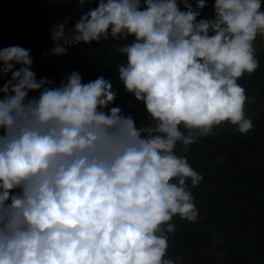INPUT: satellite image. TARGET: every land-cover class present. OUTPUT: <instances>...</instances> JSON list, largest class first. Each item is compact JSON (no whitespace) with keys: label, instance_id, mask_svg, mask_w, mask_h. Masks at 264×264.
<instances>
[{"label":"clouds","instance_id":"1","mask_svg":"<svg viewBox=\"0 0 264 264\" xmlns=\"http://www.w3.org/2000/svg\"><path fill=\"white\" fill-rule=\"evenodd\" d=\"M80 3L96 7L67 34L53 26L52 54L117 42L119 81L149 123L112 106L110 79L38 78L31 49L0 48V264H176L171 221L197 220L187 180L203 177L175 149L225 122L253 128L238 80L259 67L264 0H214L210 19L207 0Z\"/></svg>","mask_w":264,"mask_h":264},{"label":"trees","instance_id":"2","mask_svg":"<svg viewBox=\"0 0 264 264\" xmlns=\"http://www.w3.org/2000/svg\"><path fill=\"white\" fill-rule=\"evenodd\" d=\"M190 2L196 7L195 0ZM207 3L200 18L215 15L214 0ZM90 7L96 4H81L80 0H0V48L20 45L31 49L38 78L59 83L70 72L78 71L84 82L101 75L110 79L118 92L112 106L131 114L137 126L147 124L145 105L119 81L116 65L126 58L119 53L117 42L109 39L90 45L71 44L64 55L52 54L53 26L67 21V34ZM180 7L184 10L183 4ZM256 58L257 70L238 80L246 90L244 110L253 128L242 134L237 126L225 122L215 126L211 134L198 137L196 143H178L175 149L203 177L195 188L191 179L187 180L199 212L197 220L177 215L171 221L175 231L169 234L166 258L176 264H183L184 253L195 256L198 264H208L200 250L212 239L223 242L226 248L220 264H264V109L253 116V104L249 102L253 96L264 97V49H256ZM10 78L9 73L0 79V86Z\"/></svg>","mask_w":264,"mask_h":264},{"label":"rangeland","instance_id":"3","mask_svg":"<svg viewBox=\"0 0 264 264\" xmlns=\"http://www.w3.org/2000/svg\"><path fill=\"white\" fill-rule=\"evenodd\" d=\"M254 47L256 49H264V35H258ZM250 104H253V107L250 108V111L253 116H258L260 112L264 109V97L253 96L249 99ZM197 138L201 135L199 132L196 134ZM200 254L204 256L208 264H220L222 260L226 257V248L224 247L223 242L212 239L211 242L204 248L200 250ZM181 261L183 264H198V260L189 253H184L181 256Z\"/></svg>","mask_w":264,"mask_h":264}]
</instances>
